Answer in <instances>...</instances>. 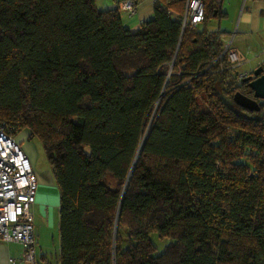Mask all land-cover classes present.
<instances>
[{
    "label": "trees",
    "instance_id": "16d2710c",
    "mask_svg": "<svg viewBox=\"0 0 264 264\" xmlns=\"http://www.w3.org/2000/svg\"><path fill=\"white\" fill-rule=\"evenodd\" d=\"M185 7L132 32L96 0H0V120L42 143L60 264H264V100L234 101L220 0L202 28Z\"/></svg>",
    "mask_w": 264,
    "mask_h": 264
},
{
    "label": "built area",
    "instance_id": "2783aa9c",
    "mask_svg": "<svg viewBox=\"0 0 264 264\" xmlns=\"http://www.w3.org/2000/svg\"><path fill=\"white\" fill-rule=\"evenodd\" d=\"M156 1V0H153ZM120 9L133 14L135 0H123ZM205 19V0H186L184 25L197 26ZM229 60L237 66L239 53L227 49ZM239 73V79L246 77ZM38 175L21 144L12 134V127L0 120V243L22 244L20 257H9L11 264H37V240L34 234L32 206L38 191Z\"/></svg>",
    "mask_w": 264,
    "mask_h": 264
},
{
    "label": "crops",
    "instance_id": "0c3cea01",
    "mask_svg": "<svg viewBox=\"0 0 264 264\" xmlns=\"http://www.w3.org/2000/svg\"><path fill=\"white\" fill-rule=\"evenodd\" d=\"M122 1L96 0V3L102 10L119 8L125 27L132 32L137 31L145 20L153 16L155 3L153 0H135L136 9L133 14L120 9ZM220 10L223 15L210 19L206 28L217 36L224 49L223 52L227 49H234L239 53L241 61L236 66L237 71L249 76L264 63V0H220ZM203 26L204 24H199L200 28ZM46 191L47 188H44L42 180L40 189L37 191L36 204L38 201H45ZM22 252L23 247L17 252L11 247H4V244H0V264H11L9 257H20ZM59 253L60 239L59 247L55 252L57 260L55 264H60ZM37 258V264H54L52 253L49 251L41 249L39 252L38 250Z\"/></svg>",
    "mask_w": 264,
    "mask_h": 264
},
{
    "label": "rangeland",
    "instance_id": "374dc122",
    "mask_svg": "<svg viewBox=\"0 0 264 264\" xmlns=\"http://www.w3.org/2000/svg\"><path fill=\"white\" fill-rule=\"evenodd\" d=\"M156 109L155 107L154 111ZM12 134L15 135L16 140L29 156L37 172L39 189L42 180L44 181V188H47V191L44 193L45 201H38L37 204L34 203L32 206L34 234L37 246L39 247L37 251L39 250L40 252L42 249L43 251L51 252L52 261L55 264L57 261L55 252H57L59 247V190L54 183L51 167L47 161L42 143L37 138H30L28 129ZM0 244H4V247H11L13 251L17 252L22 247L21 243L15 241L2 242ZM40 247L42 248L40 249ZM40 255L39 253V258Z\"/></svg>",
    "mask_w": 264,
    "mask_h": 264
},
{
    "label": "water",
    "instance_id": "95a60500",
    "mask_svg": "<svg viewBox=\"0 0 264 264\" xmlns=\"http://www.w3.org/2000/svg\"><path fill=\"white\" fill-rule=\"evenodd\" d=\"M245 81H249V84L254 91V96L250 97V96L243 94L240 91H237L234 94V101L238 105L250 111L259 110L261 108L259 99L264 100V63L260 65L259 67H257L252 74H250L249 76H246ZM140 152H141V148L138 152L137 157L139 156ZM135 163H136V160L134 161V164L131 168L129 176L131 175L134 169ZM128 180H129V177H128Z\"/></svg>",
    "mask_w": 264,
    "mask_h": 264
}]
</instances>
